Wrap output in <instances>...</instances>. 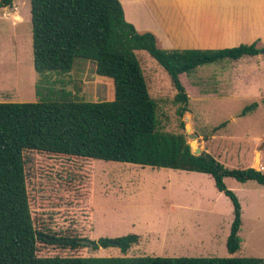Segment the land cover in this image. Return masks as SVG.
Wrapping results in <instances>:
<instances>
[{"label": "rangeland", "instance_id": "374dc122", "mask_svg": "<svg viewBox=\"0 0 264 264\" xmlns=\"http://www.w3.org/2000/svg\"><path fill=\"white\" fill-rule=\"evenodd\" d=\"M0 12L2 20L16 12L13 16L18 25L7 20L0 26V101H37V83L70 91L81 101L114 99L113 80L98 75L90 60L77 59L70 73H37L30 0H19ZM137 56L150 94L158 103L161 130L186 136L191 133L188 142L193 141L202 153L212 155L230 169L250 167L254 153L262 151V162L258 155L254 165L264 171V52L200 65L192 73L180 75L192 114L188 131L181 128L180 104L174 102L177 91L170 75L147 51H137ZM255 101L259 106L242 116L243 109ZM224 122L225 126L214 129ZM224 182L242 206L239 234L243 242L235 256L264 258V185L232 177H225ZM81 192L87 199H80ZM30 196L32 212L43 231L90 241L142 234L143 241L127 251L130 257L232 256L226 243L234 218L233 204L207 173L102 159L41 156ZM40 254L124 255L119 247L95 249L91 245L78 250L44 245Z\"/></svg>", "mask_w": 264, "mask_h": 264}, {"label": "trees", "instance_id": "16d2710c", "mask_svg": "<svg viewBox=\"0 0 264 264\" xmlns=\"http://www.w3.org/2000/svg\"><path fill=\"white\" fill-rule=\"evenodd\" d=\"M34 67L37 73H70L77 59L90 60L98 75L113 80V100L81 101L70 91L36 84L33 102H0V264H264L263 257L127 256L140 242L135 233L98 241L43 231L30 192L41 156L128 162L211 175L233 204L227 238L230 254L242 246V206L225 177L264 185V171L227 168L212 155L192 152L188 137L159 128L158 103L150 94L137 51H147L170 75L180 104L181 128L191 126L189 95L180 79L198 66L253 57L258 41L222 49H163L152 32H139L125 18L120 0H30ZM14 0H0V10ZM259 106L247 105L241 115ZM226 122L214 129L225 126ZM193 142V141H192ZM84 192L80 199H87ZM44 245L78 250L119 247L122 256H43Z\"/></svg>", "mask_w": 264, "mask_h": 264}, {"label": "crops", "instance_id": "0c3cea01", "mask_svg": "<svg viewBox=\"0 0 264 264\" xmlns=\"http://www.w3.org/2000/svg\"><path fill=\"white\" fill-rule=\"evenodd\" d=\"M17 1L19 0H14V3ZM120 2L126 20L139 32L154 33L158 46L163 49H222L255 41H258V45H264V0H120ZM16 12L7 19L13 26H18L13 16ZM22 16L24 17L23 14ZM7 20L0 19V26ZM25 20L24 17V22ZM1 65L0 58V73ZM1 82L0 74V92ZM258 155L262 162L263 152L256 151L253 155L255 163L252 161L250 167L260 170L256 167ZM138 235L141 236L142 242L143 235ZM236 253L230 255L235 256Z\"/></svg>", "mask_w": 264, "mask_h": 264}, {"label": "water", "instance_id": "95a60500", "mask_svg": "<svg viewBox=\"0 0 264 264\" xmlns=\"http://www.w3.org/2000/svg\"><path fill=\"white\" fill-rule=\"evenodd\" d=\"M264 51H261L260 53H263ZM193 136V135H192ZM191 143H192V141H190ZM190 143V145H191V149H192V152L195 154V155H200V154H202V150H201V148L199 147V146H196V147H194L193 146V143L191 144ZM192 147H194L195 148V151H194V149L192 148Z\"/></svg>", "mask_w": 264, "mask_h": 264}, {"label": "bare ground", "instance_id": "6f19581e", "mask_svg": "<svg viewBox=\"0 0 264 264\" xmlns=\"http://www.w3.org/2000/svg\"><path fill=\"white\" fill-rule=\"evenodd\" d=\"M197 145H194V147H196Z\"/></svg>", "mask_w": 264, "mask_h": 264}]
</instances>
